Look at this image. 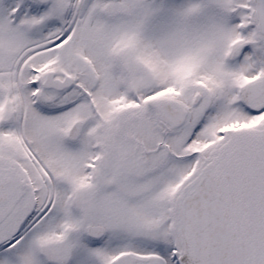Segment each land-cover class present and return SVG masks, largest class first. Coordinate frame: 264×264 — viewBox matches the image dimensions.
<instances>
[{"label": "snow or ice", "instance_id": "1", "mask_svg": "<svg viewBox=\"0 0 264 264\" xmlns=\"http://www.w3.org/2000/svg\"><path fill=\"white\" fill-rule=\"evenodd\" d=\"M0 264H264V0H0Z\"/></svg>", "mask_w": 264, "mask_h": 264}]
</instances>
